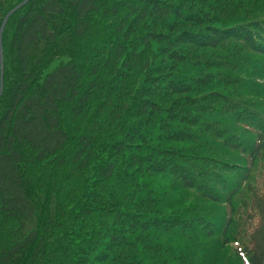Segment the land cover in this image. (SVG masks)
<instances>
[{
  "label": "trees",
  "instance_id": "1",
  "mask_svg": "<svg viewBox=\"0 0 264 264\" xmlns=\"http://www.w3.org/2000/svg\"><path fill=\"white\" fill-rule=\"evenodd\" d=\"M2 42L0 264H264V0H30Z\"/></svg>",
  "mask_w": 264,
  "mask_h": 264
},
{
  "label": "water",
  "instance_id": "2",
  "mask_svg": "<svg viewBox=\"0 0 264 264\" xmlns=\"http://www.w3.org/2000/svg\"><path fill=\"white\" fill-rule=\"evenodd\" d=\"M30 0H24L21 4H19L18 6H16L14 9H12L5 17L2 26L0 28V63H1V84H0V97L3 94V90H4V52H3V33L4 30L7 26V23L9 21V19L11 18L12 15H14L17 11H19L20 9H22L24 6L27 5V3Z\"/></svg>",
  "mask_w": 264,
  "mask_h": 264
},
{
  "label": "rangeland",
  "instance_id": "3",
  "mask_svg": "<svg viewBox=\"0 0 264 264\" xmlns=\"http://www.w3.org/2000/svg\"><path fill=\"white\" fill-rule=\"evenodd\" d=\"M3 52H4V49H3ZM4 69H5V66H4ZM4 91V90H3ZM233 247H235L237 250H239V245L238 244H233Z\"/></svg>",
  "mask_w": 264,
  "mask_h": 264
}]
</instances>
